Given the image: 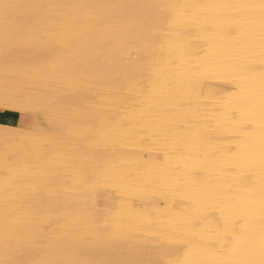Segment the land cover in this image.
<instances>
[{"label":"bare ground","instance_id":"6f19581e","mask_svg":"<svg viewBox=\"0 0 264 264\" xmlns=\"http://www.w3.org/2000/svg\"><path fill=\"white\" fill-rule=\"evenodd\" d=\"M0 107L69 125L0 122V264H264V0H0Z\"/></svg>","mask_w":264,"mask_h":264},{"label":"rangeland","instance_id":"374dc122","mask_svg":"<svg viewBox=\"0 0 264 264\" xmlns=\"http://www.w3.org/2000/svg\"><path fill=\"white\" fill-rule=\"evenodd\" d=\"M10 109V110H9ZM32 110L21 111L15 108H2L0 107V122L3 124H13L14 120L22 122L23 128H31L32 126L40 127L45 131L52 132L54 134H66L69 132V125L66 121L54 119L51 116L35 113ZM18 126V125H16ZM154 152V153H153ZM155 151H144L145 156L156 158L163 162L164 156ZM156 155V156H155ZM100 203L106 208H112L115 204V194L112 191L102 189L99 192ZM154 198L159 201L166 202V196L155 195Z\"/></svg>","mask_w":264,"mask_h":264}]
</instances>
